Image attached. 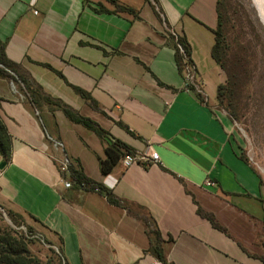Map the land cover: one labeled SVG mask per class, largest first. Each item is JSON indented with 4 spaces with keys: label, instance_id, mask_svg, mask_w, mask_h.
<instances>
[{
    "label": "crops",
    "instance_id": "0c3cea01",
    "mask_svg": "<svg viewBox=\"0 0 264 264\" xmlns=\"http://www.w3.org/2000/svg\"><path fill=\"white\" fill-rule=\"evenodd\" d=\"M115 1L130 11L104 0H0V50L47 95L134 154L156 151L159 161L125 167L120 160L102 175L107 139L52 104L36 107L22 84L0 77V116L12 138V158L0 169V207L37 219L66 264H162L148 252L141 218L102 192L65 187L66 155L173 238L163 245L169 262L264 264L261 176L240 158L230 121L216 107L226 80L212 55L218 0ZM169 34L186 38L203 101L186 88V65L180 71Z\"/></svg>",
    "mask_w": 264,
    "mask_h": 264
},
{
    "label": "rangeland",
    "instance_id": "374dc122",
    "mask_svg": "<svg viewBox=\"0 0 264 264\" xmlns=\"http://www.w3.org/2000/svg\"><path fill=\"white\" fill-rule=\"evenodd\" d=\"M219 2L225 49L222 67L234 108L218 102L216 107L229 119L231 140L255 167L264 189V19L251 0ZM7 235L18 248H27L39 264L64 262L54 236L37 219L0 207V237Z\"/></svg>",
    "mask_w": 264,
    "mask_h": 264
},
{
    "label": "trees",
    "instance_id": "16d2710c",
    "mask_svg": "<svg viewBox=\"0 0 264 264\" xmlns=\"http://www.w3.org/2000/svg\"><path fill=\"white\" fill-rule=\"evenodd\" d=\"M112 4L115 8V11L117 12H123V11H130L127 9L126 6L118 4L115 0H104ZM104 12H109L104 8V6L101 7ZM218 27L215 31L216 34V41L214 43L213 49H212V55L219 66V68L223 71V58L225 57V49L223 45V36L221 31V19L222 15L220 12V2L218 0ZM168 43L171 45L172 48H174L176 52V60L177 65L180 69V71H183L185 65H189L193 63L191 58V49L188 45L186 38L184 37H175L171 34L168 35ZM180 47L183 49V53L180 51ZM224 73V72H223ZM225 74V73H224ZM0 77L11 79V81L19 82L22 84V89L25 91V94L28 95V97L33 101V104L36 107H39L42 103H48L55 106L56 109H60L63 111V113L73 122H76L77 124L84 125L86 128L94 131L97 135L100 136L102 139L109 138L110 135L101 129L100 125L96 123L95 121L82 117L78 114L77 111L73 110L69 106H67L65 103H63L60 100H56L55 98H52L51 96L47 95L41 87L34 82V79L31 77V75L22 70L20 65H17L13 63L11 60H9L6 57L4 48L0 50ZM229 83H223L220 86L217 87V102L221 105H224L228 107V109H233V99L231 98L232 91L230 89ZM75 91L83 97L95 110H100L98 107V103L92 99V97L81 90H78V88H74ZM192 92L197 96L198 99L203 101V98L200 93L195 92L193 89H191ZM230 97V98H229ZM232 113H234L233 110H231ZM12 138L9 135L6 127L4 126V123L0 116V157L6 161L10 162L12 158ZM134 150L130 148L128 145L122 143L120 140H112L110 142L105 150L106 157L105 159L100 160V170L102 175H108L111 173L116 165L119 163L120 160L125 155L131 154L133 155ZM240 158L246 162H249L245 157H243L241 154L239 155ZM69 177L73 184H75L77 187L84 188L86 190H98L99 192H102L106 195L107 200L109 203L120 206L121 208H124L128 210L130 213H133L134 215L138 216L142 219V222L145 226L146 232L150 238V245L148 252H151L155 255V257L162 263V264H174L168 261L165 250H164V244L165 243H171L173 242V238L170 237L168 240H165L160 229L158 228L156 222L153 218L149 216H142L139 214H136L133 212L130 207L123 202L120 201L119 198L116 197V195L113 193L112 190H109L102 185L98 184V182H95L88 177H86L83 174V170L79 162L76 160H72V164L70 167ZM199 214L207 219L210 220V223L212 226L222 232H226V229L222 226H220L215 218L210 215V213H206L203 210L199 209ZM60 252H61V248ZM62 255V252H61ZM64 262L63 264H66V261L64 257L62 256ZM39 259H36L31 255V253L27 250V248L22 247L18 248V243L15 239L9 237L7 235L4 237H0V264H39Z\"/></svg>",
    "mask_w": 264,
    "mask_h": 264
},
{
    "label": "built area",
    "instance_id": "2783aa9c",
    "mask_svg": "<svg viewBox=\"0 0 264 264\" xmlns=\"http://www.w3.org/2000/svg\"><path fill=\"white\" fill-rule=\"evenodd\" d=\"M180 51L183 53V49L181 47H180ZM185 79H186V83H187L185 85L186 88H188L190 90L193 89L195 92L201 94V90H200V88H198V84L195 81L194 69H193L191 64L186 65ZM63 146H64V144L62 142H55L56 148L61 149ZM121 161L125 167H129L132 164L137 163V162H142L145 165H150L152 163L158 162L159 158H158V154L156 153V151L147 150V152L141 153V154L125 155ZM71 164H72V159L66 155L63 156V158L60 161V170H61L62 175L63 174H69ZM205 184L207 186H211V187L215 186V184L213 182H211V180H206ZM64 185L66 188H70V187H72L73 183H72V181L64 180Z\"/></svg>",
    "mask_w": 264,
    "mask_h": 264
},
{
    "label": "bare ground",
    "instance_id": "6f19581e",
    "mask_svg": "<svg viewBox=\"0 0 264 264\" xmlns=\"http://www.w3.org/2000/svg\"><path fill=\"white\" fill-rule=\"evenodd\" d=\"M251 2L264 19V0H251Z\"/></svg>",
    "mask_w": 264,
    "mask_h": 264
},
{
    "label": "water",
    "instance_id": "95a60500",
    "mask_svg": "<svg viewBox=\"0 0 264 264\" xmlns=\"http://www.w3.org/2000/svg\"><path fill=\"white\" fill-rule=\"evenodd\" d=\"M106 139L108 140L109 143L112 142V139L110 137ZM6 164H7L6 161L2 160L0 162V169H3L6 166Z\"/></svg>",
    "mask_w": 264,
    "mask_h": 264
}]
</instances>
